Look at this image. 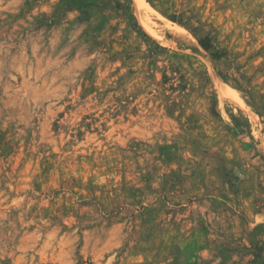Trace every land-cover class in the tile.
Masks as SVG:
<instances>
[{
    "label": "rangeland",
    "instance_id": "obj_1",
    "mask_svg": "<svg viewBox=\"0 0 264 264\" xmlns=\"http://www.w3.org/2000/svg\"><path fill=\"white\" fill-rule=\"evenodd\" d=\"M0 264H264V0H0Z\"/></svg>",
    "mask_w": 264,
    "mask_h": 264
},
{
    "label": "trees",
    "instance_id": "obj_2",
    "mask_svg": "<svg viewBox=\"0 0 264 264\" xmlns=\"http://www.w3.org/2000/svg\"><path fill=\"white\" fill-rule=\"evenodd\" d=\"M201 46L206 50H214L216 49L215 44L212 42L209 36H205L200 39Z\"/></svg>",
    "mask_w": 264,
    "mask_h": 264
},
{
    "label": "bare ground",
    "instance_id": "obj_3",
    "mask_svg": "<svg viewBox=\"0 0 264 264\" xmlns=\"http://www.w3.org/2000/svg\"><path fill=\"white\" fill-rule=\"evenodd\" d=\"M135 1V3H136V5L137 6H140V3L142 2V0H134ZM141 9V8H140ZM141 16V15H140Z\"/></svg>",
    "mask_w": 264,
    "mask_h": 264
}]
</instances>
